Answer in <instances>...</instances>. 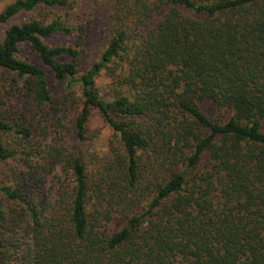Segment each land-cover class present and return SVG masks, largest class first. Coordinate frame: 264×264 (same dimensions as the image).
I'll return each instance as SVG.
<instances>
[{
  "label": "trees",
  "instance_id": "16d2710c",
  "mask_svg": "<svg viewBox=\"0 0 264 264\" xmlns=\"http://www.w3.org/2000/svg\"><path fill=\"white\" fill-rule=\"evenodd\" d=\"M111 1L126 29H111L85 74L82 50L44 41L72 31L59 19L14 23L0 41V71L32 79L39 105L55 98L21 45L66 85L67 101L81 87L79 141L97 108L123 149L91 169L44 126L0 119V264H264V0ZM59 6L76 0H16L0 24ZM125 60L126 92L101 97L96 76Z\"/></svg>",
  "mask_w": 264,
  "mask_h": 264
},
{
  "label": "rangeland",
  "instance_id": "374dc122",
  "mask_svg": "<svg viewBox=\"0 0 264 264\" xmlns=\"http://www.w3.org/2000/svg\"><path fill=\"white\" fill-rule=\"evenodd\" d=\"M16 0H0V12ZM152 3L156 0H144ZM133 5V0L129 1ZM111 0H76L73 9L62 7H42L35 11H22L8 22L0 24V41L3 40L8 27L14 23H24L34 17L44 18L47 22L59 19L61 22L72 26L70 33L57 32L44 41L50 46L70 45L82 50L78 58L79 73L85 74L94 63L100 60L106 49L114 27L126 29V16L121 20L114 17V6ZM139 7H134V12ZM138 16L140 14L138 13ZM133 16L128 22L131 35L139 34L141 26ZM131 22V23H130ZM133 26V28H132ZM142 32H145L144 29ZM21 58L35 62L43 68L49 80V92L54 96V105H39L35 100V86L32 79L29 82L20 80L11 72L0 71V119L11 124H35L44 126L49 134V142L58 143L70 152L81 151L87 158L91 169H97L116 156L123 154L119 143V136L104 121L99 109H92L87 123L86 139L79 141L75 129V118L83 105L82 90L79 85L73 88V93L66 100L67 88L63 82L57 81L54 72L45 66L38 55L27 46L21 45ZM61 61L69 60L67 56L59 58ZM95 78V90L103 98L111 100L126 92V84L120 82L126 70V60L121 63L113 61ZM69 102L67 106L60 104ZM59 103V104H58ZM203 110L212 118L224 119L225 111L217 109L209 102L201 104ZM264 127V125H263ZM0 139H8L0 134ZM5 183V182H4Z\"/></svg>",
  "mask_w": 264,
  "mask_h": 264
}]
</instances>
